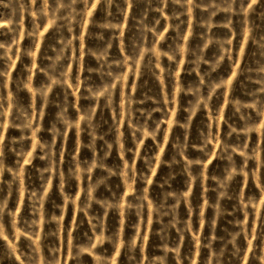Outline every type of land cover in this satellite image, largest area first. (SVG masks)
Wrapping results in <instances>:
<instances>
[{
	"label": "rangeland",
	"instance_id": "1",
	"mask_svg": "<svg viewBox=\"0 0 264 264\" xmlns=\"http://www.w3.org/2000/svg\"><path fill=\"white\" fill-rule=\"evenodd\" d=\"M0 264H264V0H0Z\"/></svg>",
	"mask_w": 264,
	"mask_h": 264
}]
</instances>
